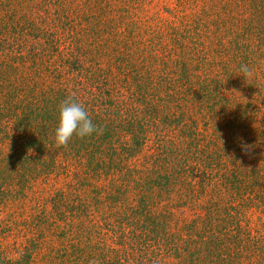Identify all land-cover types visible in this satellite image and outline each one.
<instances>
[{
  "label": "trees",
  "instance_id": "16d2710c",
  "mask_svg": "<svg viewBox=\"0 0 264 264\" xmlns=\"http://www.w3.org/2000/svg\"><path fill=\"white\" fill-rule=\"evenodd\" d=\"M73 1L0 0V264H264V0H204L177 51ZM72 93L97 132L57 148Z\"/></svg>",
  "mask_w": 264,
  "mask_h": 264
},
{
  "label": "rangeland",
  "instance_id": "374dc122",
  "mask_svg": "<svg viewBox=\"0 0 264 264\" xmlns=\"http://www.w3.org/2000/svg\"><path fill=\"white\" fill-rule=\"evenodd\" d=\"M136 1L138 3H133V0H74L73 2H75L78 9H81L85 13H92V19L90 21L84 20L83 22H100V26L97 27L98 29L100 28V37L103 41L104 39L106 40V44L110 46V49L119 50L122 48L120 46L123 41L130 39V44L133 45L130 49L133 51L135 49V51L142 50L143 48L148 49L150 34L156 40H159L161 37L165 38L171 50H180V47L177 46V41L172 35L173 28L177 26L182 28L186 25L193 28L195 22H203V15L207 8V5H204V0ZM119 14H123L124 19L119 18ZM132 15L133 17L131 18ZM145 16L152 17L150 22H144L143 20L137 22L133 20L145 18ZM154 18L155 20L153 21ZM126 20L129 22H124ZM85 40L89 39L85 37ZM107 50H109V47ZM42 182L44 184H36V189L41 190L44 187L45 192L43 195H46L51 185L56 182V178L49 181L42 180ZM3 213L4 211H1L0 218H2ZM22 234L23 232L16 237L19 243L24 240ZM0 240H3L5 243L9 242L8 239L0 238Z\"/></svg>",
  "mask_w": 264,
  "mask_h": 264
},
{
  "label": "clouds",
  "instance_id": "9594fccd",
  "mask_svg": "<svg viewBox=\"0 0 264 264\" xmlns=\"http://www.w3.org/2000/svg\"><path fill=\"white\" fill-rule=\"evenodd\" d=\"M241 72L246 80L251 75V69L247 65L241 66ZM74 97L75 93H72L59 106V123L54 137L57 148L67 146L73 135L84 138L97 132L88 112ZM89 264H98V261L93 259Z\"/></svg>",
  "mask_w": 264,
  "mask_h": 264
}]
</instances>
